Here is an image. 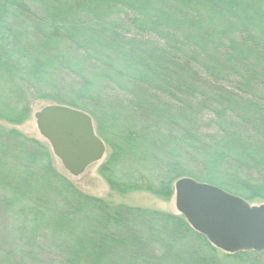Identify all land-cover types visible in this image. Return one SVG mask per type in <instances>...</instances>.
<instances>
[{
    "label": "trees",
    "instance_id": "trees-1",
    "mask_svg": "<svg viewBox=\"0 0 264 264\" xmlns=\"http://www.w3.org/2000/svg\"><path fill=\"white\" fill-rule=\"evenodd\" d=\"M36 101L93 117L113 190L168 200L191 177L264 201V0H0V121ZM1 213L0 264H220L184 216L112 208L0 125Z\"/></svg>",
    "mask_w": 264,
    "mask_h": 264
},
{
    "label": "water",
    "instance_id": "water-1",
    "mask_svg": "<svg viewBox=\"0 0 264 264\" xmlns=\"http://www.w3.org/2000/svg\"><path fill=\"white\" fill-rule=\"evenodd\" d=\"M34 116L41 136L70 175L80 176L105 159L107 145L86 111L46 104ZM174 196L178 213L214 247L229 254L264 251V203L252 204L191 177L174 183Z\"/></svg>",
    "mask_w": 264,
    "mask_h": 264
},
{
    "label": "rangeland",
    "instance_id": "rangeland-1",
    "mask_svg": "<svg viewBox=\"0 0 264 264\" xmlns=\"http://www.w3.org/2000/svg\"><path fill=\"white\" fill-rule=\"evenodd\" d=\"M46 104L49 103L45 101L33 102L30 118L22 124H10L5 121H0V125L6 130H17L20 133H22L24 136L43 142L49 147L48 142L41 136L38 130L36 119L34 116L35 112L40 110ZM107 155L108 153L106 152V156ZM53 159H54L55 167L58 170L66 173L69 176V178L72 181H74L77 186H79V188H81L84 192L90 195L102 198L108 204H110L112 208L124 204L127 206L151 208V209L162 210L174 214H179L176 208V201L174 194L170 199L166 200L157 197L147 191L136 190V191H128L122 193L111 189V187L107 184V182L98 172V168L101 162L91 165L82 175L74 177L69 174V172L63 167L60 160L54 157V155H53ZM249 202L255 205L264 203V201L260 199H255ZM9 235H10V231H9L8 220L6 218V215L1 213L0 214V247H2L3 249L8 248V242L10 240ZM217 250H218V255L220 257V264H249L247 262H243L242 260L236 257L235 258L229 257L228 256L229 253H226L218 248Z\"/></svg>",
    "mask_w": 264,
    "mask_h": 264
}]
</instances>
